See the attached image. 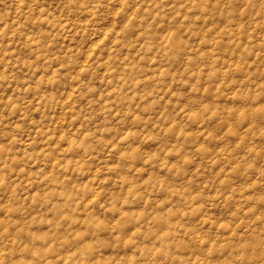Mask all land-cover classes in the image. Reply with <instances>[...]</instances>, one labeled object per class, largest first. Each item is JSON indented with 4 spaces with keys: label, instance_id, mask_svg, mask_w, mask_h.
I'll return each mask as SVG.
<instances>
[{
    "label": "rangeland",
    "instance_id": "rangeland-1",
    "mask_svg": "<svg viewBox=\"0 0 264 264\" xmlns=\"http://www.w3.org/2000/svg\"><path fill=\"white\" fill-rule=\"evenodd\" d=\"M0 264H264V0H0Z\"/></svg>",
    "mask_w": 264,
    "mask_h": 264
}]
</instances>
